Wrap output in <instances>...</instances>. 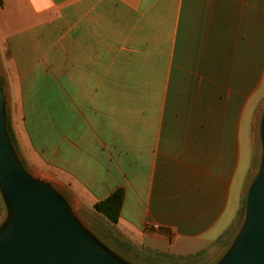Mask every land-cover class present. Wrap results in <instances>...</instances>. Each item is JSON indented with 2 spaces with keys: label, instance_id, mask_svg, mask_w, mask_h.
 <instances>
[{
  "label": "crops",
  "instance_id": "1",
  "mask_svg": "<svg viewBox=\"0 0 264 264\" xmlns=\"http://www.w3.org/2000/svg\"><path fill=\"white\" fill-rule=\"evenodd\" d=\"M0 77L26 164L105 245L229 252L262 158L264 0H0ZM118 191L113 224L95 205Z\"/></svg>",
  "mask_w": 264,
  "mask_h": 264
},
{
  "label": "water",
  "instance_id": "2",
  "mask_svg": "<svg viewBox=\"0 0 264 264\" xmlns=\"http://www.w3.org/2000/svg\"><path fill=\"white\" fill-rule=\"evenodd\" d=\"M3 87L0 77V189L11 212L0 229V264H131V255L105 245L82 225L57 189L24 169L7 131ZM259 129L262 158L245 201V220L217 264H264V115Z\"/></svg>",
  "mask_w": 264,
  "mask_h": 264
},
{
  "label": "rangeland",
  "instance_id": "3",
  "mask_svg": "<svg viewBox=\"0 0 264 264\" xmlns=\"http://www.w3.org/2000/svg\"><path fill=\"white\" fill-rule=\"evenodd\" d=\"M4 82L5 80L2 79ZM4 90H5V96L8 97V87L5 84L4 85ZM6 121H7V131L10 137V140L14 146L15 152L23 165L24 169L35 179L42 181L43 183L47 184L54 190L57 189L56 183L54 181H49L46 175L39 173L35 171L32 167L28 166L26 164V160L23 155V151L20 148V145L18 143V138L16 134V129H25V123H24V118L22 116V110H18L15 108L14 103L10 101H6ZM39 125L37 126V129H55V126L53 125V121L55 122V118H48V117H43L37 119ZM9 206L6 203V200L3 196L2 190L0 189V229H2L6 224L10 221L11 217V212L9 210ZM245 204L244 208L242 210L241 214V224H243L245 220ZM125 252L129 251L127 247L125 246H120ZM134 259L131 262V264H138L137 263V257L134 256ZM178 264V263H177ZM180 264V263H179Z\"/></svg>",
  "mask_w": 264,
  "mask_h": 264
},
{
  "label": "trees",
  "instance_id": "4",
  "mask_svg": "<svg viewBox=\"0 0 264 264\" xmlns=\"http://www.w3.org/2000/svg\"><path fill=\"white\" fill-rule=\"evenodd\" d=\"M123 199V193L121 191H118L106 200L98 202L95 205V210L98 213L104 215L113 224H116L120 218Z\"/></svg>",
  "mask_w": 264,
  "mask_h": 264
}]
</instances>
